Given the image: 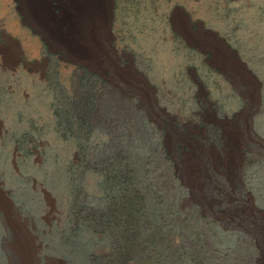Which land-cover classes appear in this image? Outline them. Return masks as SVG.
Returning <instances> with one entry per match:
<instances>
[{
    "label": "rangeland",
    "instance_id": "obj_1",
    "mask_svg": "<svg viewBox=\"0 0 264 264\" xmlns=\"http://www.w3.org/2000/svg\"><path fill=\"white\" fill-rule=\"evenodd\" d=\"M0 157V264H264V0H0Z\"/></svg>",
    "mask_w": 264,
    "mask_h": 264
},
{
    "label": "crops",
    "instance_id": "obj_2",
    "mask_svg": "<svg viewBox=\"0 0 264 264\" xmlns=\"http://www.w3.org/2000/svg\"><path fill=\"white\" fill-rule=\"evenodd\" d=\"M249 26L251 28H254V27H257V24L255 22H250L249 23ZM187 36L191 39H196V40H201V36L200 35H195V34H191V33H187ZM240 41V45L242 47V52L244 54V58L246 59V61L248 62H251L252 66L254 67V65L256 64V61H258L259 59L257 58V56H252L250 53L251 52H257V49H255L254 47H249V44L246 43L245 41H242V40H239ZM211 49L212 51H214L215 53H217L218 55H220V63L221 65L224 64V60L226 61V58L228 57V55L225 54L224 52V49L221 47V46H218L214 43H212L211 45ZM226 57V58H225ZM260 62V60L258 61ZM237 64V67L236 68L237 70H241V64L236 62ZM257 66H255L254 68H256ZM242 69H244V67L242 66ZM246 71V70H245ZM259 124H262V119L258 122Z\"/></svg>",
    "mask_w": 264,
    "mask_h": 264
},
{
    "label": "flooded vegetation",
    "instance_id": "obj_3",
    "mask_svg": "<svg viewBox=\"0 0 264 264\" xmlns=\"http://www.w3.org/2000/svg\"><path fill=\"white\" fill-rule=\"evenodd\" d=\"M199 83V86H201L202 84H201V82H198ZM208 106H210V102H209V105ZM255 124V123H254ZM257 172H255V175H257L256 174ZM245 176L247 177L248 176V173H247V171H246V173H245ZM247 180V183H245L244 181H243V175H242V177H241V183H242V186H243V188H244V190L247 192V190H248V184L250 185V187H253V185H252V182H250L249 181V179L247 178L246 179ZM256 185L258 186V189H257V193H258V195L257 194H253V193H251L250 191L249 192H247L246 194L250 197V199H251V202L253 203V206H255L256 207V209H258L259 211H261L262 210V208L264 207V202H261V200H260V198H263L262 200H264V193H262V186H261V181H257L256 180ZM260 192V193H259Z\"/></svg>",
    "mask_w": 264,
    "mask_h": 264
},
{
    "label": "bare ground",
    "instance_id": "obj_4",
    "mask_svg": "<svg viewBox=\"0 0 264 264\" xmlns=\"http://www.w3.org/2000/svg\"><path fill=\"white\" fill-rule=\"evenodd\" d=\"M0 164H1V157H0ZM18 183V182H17ZM15 188V187H14ZM20 189V188H19ZM18 192V191H17ZM17 192H15V193H17ZM21 192V191H20ZM23 193V192H22ZM18 194V193H17ZM17 196H19V195H17ZM4 198V197H3ZM23 199V198H22ZM26 199V198H25ZM0 203H1V193H0ZM4 206V205H3ZM9 207V206H8ZM1 208H3V207H1Z\"/></svg>",
    "mask_w": 264,
    "mask_h": 264
},
{
    "label": "water",
    "instance_id": "obj_5",
    "mask_svg": "<svg viewBox=\"0 0 264 264\" xmlns=\"http://www.w3.org/2000/svg\"><path fill=\"white\" fill-rule=\"evenodd\" d=\"M263 212V211H262Z\"/></svg>",
    "mask_w": 264,
    "mask_h": 264
}]
</instances>
